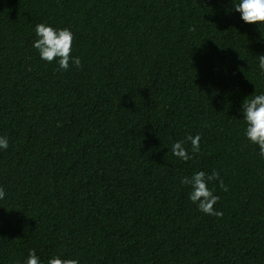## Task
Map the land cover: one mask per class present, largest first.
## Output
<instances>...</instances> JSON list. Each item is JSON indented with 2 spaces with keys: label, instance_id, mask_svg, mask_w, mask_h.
<instances>
[{
  "label": "trees",
  "instance_id": "1",
  "mask_svg": "<svg viewBox=\"0 0 264 264\" xmlns=\"http://www.w3.org/2000/svg\"><path fill=\"white\" fill-rule=\"evenodd\" d=\"M239 0H0V264H264V158L242 102L264 93V24ZM69 28L57 71L35 26ZM201 135L189 161L172 145ZM191 154V145H187ZM209 187L222 218L181 183Z\"/></svg>",
  "mask_w": 264,
  "mask_h": 264
},
{
  "label": "clouds",
  "instance_id": "2",
  "mask_svg": "<svg viewBox=\"0 0 264 264\" xmlns=\"http://www.w3.org/2000/svg\"><path fill=\"white\" fill-rule=\"evenodd\" d=\"M236 12L241 14V19L248 24H264V0H239L233 4ZM36 39L33 47L38 51L41 60L47 63L58 62L57 71H67L70 66L81 68V57L72 55L75 36L67 28H55L46 23H38L35 26ZM258 67L264 73V55L258 56ZM243 119L246 122L245 136L255 145H258L259 155L264 158V93L256 94L250 99L242 102ZM201 135L187 136L184 140L176 141L172 145L174 156L189 161L194 154L200 152ZM191 145V154L187 145ZM9 140L7 136L0 135V150H7ZM212 181H219L221 190L227 192L228 187L220 179V173L212 171L210 174L205 171L194 172L191 176L183 177L181 183L190 186L189 199L196 204L199 211L206 215L222 218L223 212L218 211L215 205L220 201V196L215 190L209 187ZM6 196V190L0 186V200ZM23 264H42L34 249L29 250L27 259ZM47 264H80L78 258H66L55 255L48 259Z\"/></svg>",
  "mask_w": 264,
  "mask_h": 264
}]
</instances>
